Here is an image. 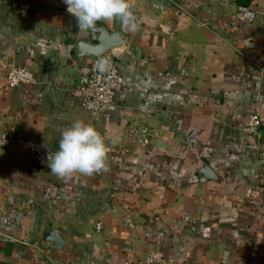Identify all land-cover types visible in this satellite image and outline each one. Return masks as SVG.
Returning a JSON list of instances; mask_svg holds the SVG:
<instances>
[{
    "label": "crops",
    "instance_id": "crops-1",
    "mask_svg": "<svg viewBox=\"0 0 264 264\" xmlns=\"http://www.w3.org/2000/svg\"><path fill=\"white\" fill-rule=\"evenodd\" d=\"M129 3L136 30L97 22L122 40L103 52L121 82L91 113L72 94L89 29L63 0H0V264H264V0ZM9 65L33 81L7 85ZM75 121L103 137L106 170L33 165L27 143L54 154Z\"/></svg>",
    "mask_w": 264,
    "mask_h": 264
},
{
    "label": "clouds",
    "instance_id": "clouds-1",
    "mask_svg": "<svg viewBox=\"0 0 264 264\" xmlns=\"http://www.w3.org/2000/svg\"><path fill=\"white\" fill-rule=\"evenodd\" d=\"M67 11L77 20L79 30L95 29L98 21H118L128 31L137 29V18L129 0H63ZM99 71H106L107 60L97 62ZM89 107H92L91 105ZM109 148L100 133L83 121H75L61 133L58 150L48 156L50 171L61 177L73 174L99 173L106 170Z\"/></svg>",
    "mask_w": 264,
    "mask_h": 264
},
{
    "label": "built area",
    "instance_id": "built-area-1",
    "mask_svg": "<svg viewBox=\"0 0 264 264\" xmlns=\"http://www.w3.org/2000/svg\"><path fill=\"white\" fill-rule=\"evenodd\" d=\"M99 60H107L108 68L106 71H99L97 62ZM5 81L9 86H15L20 83H28L33 81V75L30 70L24 66L9 65L5 74ZM121 82V76L117 70L116 62L114 59L109 58L101 53L92 57L88 64L86 72L80 74L77 84L72 87V94L79 100V104L83 109L91 113H97L103 107L112 103V97L115 89ZM92 107H89V106ZM259 118L256 112L251 113L246 121L243 130L259 138L261 134ZM142 141H144L142 139ZM6 141L0 139V145ZM29 158L33 165L43 166L48 161V156L51 154L48 147L40 142H28ZM122 224L131 226L130 217L128 214H123ZM101 224L99 221L95 223V229H100ZM160 255L153 254L147 258V261L159 259Z\"/></svg>",
    "mask_w": 264,
    "mask_h": 264
},
{
    "label": "water",
    "instance_id": "water-1",
    "mask_svg": "<svg viewBox=\"0 0 264 264\" xmlns=\"http://www.w3.org/2000/svg\"><path fill=\"white\" fill-rule=\"evenodd\" d=\"M89 31L90 42L78 41L76 43L80 55L97 56L106 49L122 43L118 33L114 30L108 31L104 28L95 27V29H89ZM206 170L208 168L204 167L201 172ZM43 239L50 241L55 247H59L62 243L61 237L55 234L53 229L47 230L43 235Z\"/></svg>",
    "mask_w": 264,
    "mask_h": 264
}]
</instances>
